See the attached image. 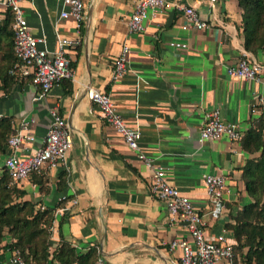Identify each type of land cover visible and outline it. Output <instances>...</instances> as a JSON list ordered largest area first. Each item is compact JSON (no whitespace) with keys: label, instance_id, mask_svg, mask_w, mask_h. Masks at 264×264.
Wrapping results in <instances>:
<instances>
[{"label":"crops","instance_id":"1","mask_svg":"<svg viewBox=\"0 0 264 264\" xmlns=\"http://www.w3.org/2000/svg\"><path fill=\"white\" fill-rule=\"evenodd\" d=\"M20 1L28 29L42 34L47 48L55 46V33L78 38L77 45L66 46L72 78L54 82L39 96L28 77L19 76L0 93V113L12 116L13 128L19 117L32 118L34 138L20 145L30 149L38 142L50 105H56L70 130L63 159L37 169L46 176L41 188L27 175L15 182L24 188L22 197L53 206L47 248L66 239L76 252L93 246L104 264L178 263L179 247L169 248L167 240L185 233L182 222L168 221L163 201L148 191L149 167L98 115L86 85L107 90L125 123L137 126L138 147L163 165L164 178L202 212L205 234L227 229L229 212L249 199L240 165L251 152L239 138L219 134L198 140L197 134L204 112L213 107L242 130L258 114L264 117V43L254 51L243 46L236 0H166L139 30L126 26L132 0H82L77 27L71 15L58 14L60 0ZM176 3L192 4L207 23L182 27ZM3 8L0 0V14ZM122 43L128 46L126 66L111 78ZM242 53L260 63L257 78L226 72V64ZM204 171L225 173L223 210L216 217L205 212ZM9 238L4 230L1 241ZM0 264L18 263L3 249ZM41 264L61 263L49 252Z\"/></svg>","mask_w":264,"mask_h":264},{"label":"built area","instance_id":"2","mask_svg":"<svg viewBox=\"0 0 264 264\" xmlns=\"http://www.w3.org/2000/svg\"><path fill=\"white\" fill-rule=\"evenodd\" d=\"M211 4L213 0H204ZM11 11L12 49L17 60L12 64L11 71L17 77H28L37 88L40 96L61 78L73 77V65L66 46L74 45L77 36H66L55 33V46L47 48L42 34L32 33L26 23L20 0H1ZM59 15H71L77 27L83 16L82 0H60ZM166 0H132L126 26L129 30H139L143 27V20L155 15L162 9ZM177 4V3H176ZM181 8L182 27H200L207 22L190 3L177 4ZM128 46L122 43L119 52L113 57L110 77L120 74L126 66ZM260 63L247 53L238 56L235 62L226 64L228 74L237 77L257 78ZM86 94L97 105L98 115L105 122L111 124L121 135L124 143L135 150V154L149 167L147 188L151 195L163 201L169 222L180 220L185 233L173 236L167 240L169 248L178 246L177 264H234L231 230L228 228L205 234L203 214L185 193L169 183L164 178L163 165L154 157L138 147L139 129L135 125L125 123L115 103L107 90L93 85H86ZM49 121L38 139V142L28 149L27 144L20 145L21 140L32 141L33 131L30 127L31 116H21L17 126L8 134L5 141V151L0 160V166L5 168L12 182L26 176L31 168L42 164L56 165L60 162L71 143V134L62 114L56 105L48 107ZM242 128L234 121L224 119L218 107L204 112L198 128L197 139L210 138L224 134L230 138H239ZM20 147L24 152L20 151ZM204 190L207 196L205 212L211 216H218L223 210L222 188L225 173L221 171H204L202 173ZM11 260L18 264H29L24 261L17 250H10ZM93 264H104L98 253Z\"/></svg>","mask_w":264,"mask_h":264},{"label":"trees","instance_id":"3","mask_svg":"<svg viewBox=\"0 0 264 264\" xmlns=\"http://www.w3.org/2000/svg\"><path fill=\"white\" fill-rule=\"evenodd\" d=\"M239 6L237 27L246 49L254 51L264 43V0H236ZM11 11L4 6L0 14V93L6 92L17 77L11 71L17 60L12 49ZM78 42V41H77ZM77 42L75 45H77ZM73 65V60H70ZM68 78H61L64 80ZM69 83V81L67 82ZM69 90V87L67 88ZM12 127V116L0 113V153ZM241 146L251 152L241 168L242 185L249 199L229 212L224 222L233 237L234 264H264V117L258 114L244 128L239 137ZM38 167L27 171L31 180L43 186L46 176ZM62 172H58L60 182ZM9 174L0 166V256L3 249H16L21 258L29 264H41L50 252L61 264H90L96 252L93 246L76 252L66 239L58 240L49 250V223L52 205H35V201L22 197L24 188L17 183H8ZM4 230L10 238L2 242Z\"/></svg>","mask_w":264,"mask_h":264},{"label":"rangeland","instance_id":"4","mask_svg":"<svg viewBox=\"0 0 264 264\" xmlns=\"http://www.w3.org/2000/svg\"><path fill=\"white\" fill-rule=\"evenodd\" d=\"M2 153H0V160H1V158H2V155H1ZM12 181L10 180V179H8V183H11ZM12 183H14V182H12Z\"/></svg>","mask_w":264,"mask_h":264}]
</instances>
